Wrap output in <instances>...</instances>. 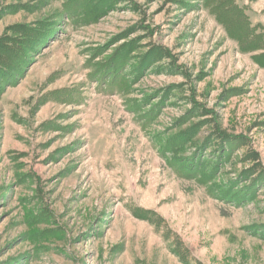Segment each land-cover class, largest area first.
Segmentation results:
<instances>
[{
  "label": "rangeland",
  "instance_id": "374dc122",
  "mask_svg": "<svg viewBox=\"0 0 264 264\" xmlns=\"http://www.w3.org/2000/svg\"><path fill=\"white\" fill-rule=\"evenodd\" d=\"M224 1L0 0V264H264L263 51Z\"/></svg>",
  "mask_w": 264,
  "mask_h": 264
},
{
  "label": "trees",
  "instance_id": "16d2710c",
  "mask_svg": "<svg viewBox=\"0 0 264 264\" xmlns=\"http://www.w3.org/2000/svg\"><path fill=\"white\" fill-rule=\"evenodd\" d=\"M224 2L228 4V7L225 11L224 9L223 11L219 10L220 12L218 13V16L221 24L225 26L226 32L232 38L235 37L237 39L244 40L250 38L249 42L251 43V47L249 48V51H253L255 49L263 51L262 53L258 54L255 59L258 60V65L261 68H264V34L258 32L257 26L250 27V24L246 19L240 22L233 20L231 13H234L235 11L239 13V10H237L233 0H226ZM220 4L222 5V1ZM224 20L226 24L223 22Z\"/></svg>",
  "mask_w": 264,
  "mask_h": 264
}]
</instances>
